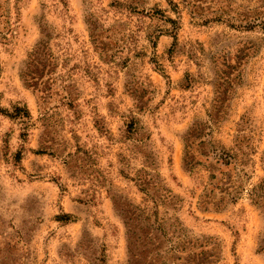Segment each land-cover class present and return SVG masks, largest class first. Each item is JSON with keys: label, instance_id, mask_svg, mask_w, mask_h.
Wrapping results in <instances>:
<instances>
[{"label": "rangeland", "instance_id": "374dc122", "mask_svg": "<svg viewBox=\"0 0 264 264\" xmlns=\"http://www.w3.org/2000/svg\"><path fill=\"white\" fill-rule=\"evenodd\" d=\"M209 1L195 13L187 0H0V264H128L124 202L220 239L216 264H264L251 195L264 181V0ZM42 40L58 68L37 91L22 71ZM225 54L239 75L213 139L245 136L250 161L215 209L200 203L212 171L185 166L184 135L210 120Z\"/></svg>", "mask_w": 264, "mask_h": 264}, {"label": "trees", "instance_id": "16d2710c", "mask_svg": "<svg viewBox=\"0 0 264 264\" xmlns=\"http://www.w3.org/2000/svg\"><path fill=\"white\" fill-rule=\"evenodd\" d=\"M187 1L195 13L211 11L209 0ZM91 30L94 31V27ZM221 65L223 70L220 75L225 77H219L220 82L216 83L217 95L214 98L213 111L209 114L210 120L194 123L184 135L185 166L193 169L198 165L206 164L212 171L210 187L201 195L200 203L203 207L210 206L215 209L220 208L227 199H232L233 194L242 187V180L237 178L238 171L240 170L242 176L247 173L238 165H245L250 161V151L242 148L245 136L238 137L232 148H227L213 139L212 127L217 124L224 112L228 91L236 79L230 78V75H239L238 72L236 74V67L240 65V61L237 57L233 58L225 54ZM57 68L58 58L50 42L42 40L28 54L22 77L29 87L41 91L45 85L44 79L55 75ZM222 166H232L236 174L228 172ZM145 184L157 186L155 195L158 200L170 205L174 204L176 197L171 189L157 185L155 181ZM251 195L256 204L264 207V181L251 188ZM116 207L126 227L128 264H165L168 257H164L161 253L164 242L169 244L166 250L170 253L169 259L177 264H216L220 259L222 248L217 237L192 235L178 221L165 223L158 209L148 205L124 202V204H116ZM261 250L264 252V244L261 245Z\"/></svg>", "mask_w": 264, "mask_h": 264}]
</instances>
